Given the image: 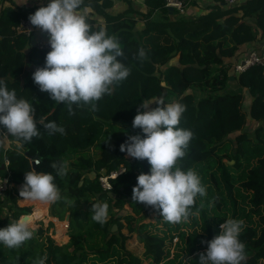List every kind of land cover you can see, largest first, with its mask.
<instances>
[{
	"label": "trees",
	"instance_id": "trees-1",
	"mask_svg": "<svg viewBox=\"0 0 264 264\" xmlns=\"http://www.w3.org/2000/svg\"><path fill=\"white\" fill-rule=\"evenodd\" d=\"M114 1L84 0V5L93 9L88 20L93 30L104 26L119 38L121 59L130 75L95 101V108L73 105L71 112L32 80L50 49L32 46L31 36L17 30L41 6L11 4L1 13L0 79L32 104L40 134L21 143L9 135L16 147L0 145V176L7 174L6 160L13 185L0 202V228L33 217L31 208L18 206L25 173L31 169L51 172L59 188L62 198L51 204L50 222L59 228V221L68 215L70 219L67 244L57 245L47 230L39 228L18 248L0 243V264H34L45 254L46 264H198L207 248L202 241L218 235L229 218L243 221L239 237L247 254L243 264H264V153L251 152L247 133L255 126L258 135L264 123V67L233 71L236 56L244 60L250 55L240 52L242 47L264 44V0H239L232 6L214 0L206 14L193 18L171 14L165 0H144V10L124 0L128 9L112 15ZM140 49L146 53L143 59L138 57ZM161 80L167 88L160 86ZM246 95L249 112L244 109ZM153 96L186 105L179 126L190 129L193 137L178 164L196 171L206 188V195L197 196L193 205L199 215L175 225L162 221L159 210L132 199L137 176L148 173L150 165L120 151L128 135L140 133L132 127L133 118L140 103ZM50 121L64 132L45 129ZM4 131L0 126V140ZM34 158L39 159L38 166L33 165ZM62 160L68 161L69 170L60 177L51 165ZM121 168L125 172L111 180L112 190L105 191L100 177ZM97 200L109 204L104 224L91 218V204ZM127 206L131 211L123 214ZM5 209L10 214L5 215ZM152 215L157 216L156 223L133 224L136 216ZM133 238L142 244L143 257L128 250L126 244Z\"/></svg>",
	"mask_w": 264,
	"mask_h": 264
},
{
	"label": "clouds",
	"instance_id": "clouds-1",
	"mask_svg": "<svg viewBox=\"0 0 264 264\" xmlns=\"http://www.w3.org/2000/svg\"><path fill=\"white\" fill-rule=\"evenodd\" d=\"M93 14L84 0H49L39 7L28 19L49 35L50 51L45 56L43 67L32 73V80L40 91L47 92L50 99L66 103L69 111L73 105H91L105 94H110L112 85L125 80L130 69L121 59L124 56L119 38L110 35L104 26L93 30L89 17ZM143 49L138 57L143 59ZM160 86L167 88L166 81ZM155 105V107H152ZM186 105L181 102H165L163 96L143 100L133 118L132 127L140 129L136 135H128L120 145V151L128 156L147 160L148 173L137 176L132 189V199L159 210L165 222L180 223L190 216L197 196L204 197L206 188L201 177L193 169H183L178 160L185 156L193 137L190 129L180 127ZM0 126L4 138L0 145L7 147L9 135L17 143L31 141L40 134L34 120L33 106L15 89H9L0 79ZM52 133H63V127L54 121L43 125ZM56 176L67 175L68 161H57L51 165ZM51 172L31 169L25 173L20 197L29 201L53 203L61 194ZM66 202L67 197L63 198ZM92 220L104 224L108 218L109 204L97 200L91 204ZM31 217H21L0 228V243L8 248H18L33 237ZM243 221L229 218L220 225L221 231L209 241L206 252L199 256L198 264H243L246 261L245 245L239 239ZM47 255L38 257L34 264H46Z\"/></svg>",
	"mask_w": 264,
	"mask_h": 264
},
{
	"label": "rangeland",
	"instance_id": "rangeland-1",
	"mask_svg": "<svg viewBox=\"0 0 264 264\" xmlns=\"http://www.w3.org/2000/svg\"><path fill=\"white\" fill-rule=\"evenodd\" d=\"M113 8L114 7H112L109 11H111ZM195 93L197 94L198 97L201 96L199 91H196ZM249 101H250V96L246 95L244 109L247 112H249V109H250V107H248L249 105H247ZM152 107H155V106L152 105ZM259 128H260V130H259L260 132L258 133V135L256 133V130L258 128L255 129V126L250 127L248 129V132H247L248 133V138L250 139L248 147H249V149H251V152H253V153H264V123H261L259 125ZM2 137L4 138V136H2ZM9 147L10 148L16 147V144H14L10 140V137L7 140V149ZM92 177H93V175H92ZM19 201H18V206L19 207H21V208H26V207L31 208V213H32L33 217L31 218L32 219V225L30 227L32 228V230H38L39 228H43L44 230H47L48 231L47 232L48 235H50L55 240L56 244L59 245V246L65 245V244H67L69 242L68 235H66L67 234L66 233V229H65V233H66L65 236L68 238L67 241L64 242L62 239H60V240L55 239V237L58 234V232H57L58 229L61 228L64 224H66L64 222H67V221L66 220L65 221H59L62 224V226L59 227V228L56 227L53 222H50L51 220H54V218H52V214H51V204L52 203H47L48 207L45 210V214H44L45 216L43 217V219H38L36 214H35V212H34V208L35 207L33 205L25 204V202H22L23 200H19ZM130 211H131V208L129 206H127L125 208V212L123 214H125L126 212H130ZM4 213H5V215L10 214V212L8 213V211L6 209H5ZM156 217H157L156 215H152V216H150V217L145 219L143 216H136V219L133 222V224H136V223L141 222V221H142V223H156ZM33 220L37 221L35 223V225L33 223ZM162 221H164V220H162ZM174 225H175V223H174ZM65 228H66V226H65ZM159 228L165 229L163 224H160ZM173 235L175 237H177V233L176 232H173ZM177 241H178L177 238H175L174 241H173L172 257H173V254H174V246L177 243ZM126 245H127L128 250L133 251L134 253H136L140 257H143V256H141L142 253H143V250H144L143 246H142L141 243H139V241L136 238H133L132 240H129Z\"/></svg>",
	"mask_w": 264,
	"mask_h": 264
},
{
	"label": "built area",
	"instance_id": "built-area-1",
	"mask_svg": "<svg viewBox=\"0 0 264 264\" xmlns=\"http://www.w3.org/2000/svg\"><path fill=\"white\" fill-rule=\"evenodd\" d=\"M223 1L226 3V5L232 6L237 4L239 0H223ZM165 5L167 8H173L174 12L177 13L178 17L187 15L188 5L185 0H165ZM9 6H10L9 1L0 0V16L2 11ZM17 30L19 32H24L30 35V32L33 29L29 19L22 20ZM38 47L40 49H50L48 42L41 43L38 45ZM253 66L264 67V50L251 52L247 58H245L244 60L233 66V71L236 73H243ZM3 136H4V132H3ZM8 149H10V147ZM32 162L34 166H38L40 163L39 159L37 158H34ZM8 165L9 162L5 160L3 167L6 169L7 174L6 176H0V202L5 201L8 190H10L13 186L10 182L11 173L8 171L7 168ZM124 172L125 169L121 168L118 172H113L108 176L102 175L99 180L103 189L105 191L112 190L111 180L117 178L119 175L123 174ZM64 223H66L64 225L66 226V232H67L69 228V222H64Z\"/></svg>",
	"mask_w": 264,
	"mask_h": 264
},
{
	"label": "crops",
	"instance_id": "crops-1",
	"mask_svg": "<svg viewBox=\"0 0 264 264\" xmlns=\"http://www.w3.org/2000/svg\"><path fill=\"white\" fill-rule=\"evenodd\" d=\"M130 1H132L134 6L136 8H139L140 10H144L146 7L144 0H130ZM189 1L191 4L188 5L187 16L190 18L206 14L208 12L209 7H212L216 4L214 0H189ZM48 2L49 0H9V4L10 5L13 4L17 8H32L36 6H46ZM113 7L114 8L110 11V13L112 15H117L123 12L124 10L128 9V4L124 0H116L114 1ZM97 19L101 23H104L101 17L98 16ZM31 26L33 29L30 32L32 46L38 47L39 44L49 41L48 33L42 31L39 27H36L33 25ZM262 50H264V44L261 42H258L256 44L247 45L245 47H242L240 49V52L242 53L250 52L251 53L253 51H262ZM241 61L242 60H240V56L238 55L233 60V64L236 65ZM21 200H24V199H21Z\"/></svg>",
	"mask_w": 264,
	"mask_h": 264
},
{
	"label": "bare ground",
	"instance_id": "bare-ground-1",
	"mask_svg": "<svg viewBox=\"0 0 264 264\" xmlns=\"http://www.w3.org/2000/svg\"><path fill=\"white\" fill-rule=\"evenodd\" d=\"M6 151H7V149H6ZM23 202H25V204L33 205L35 207L34 208V212H35L37 218L38 219H43V217L45 216L44 215L45 214V210L48 207L47 203H43V202H39V201H29V200H25V199L23 200ZM65 229H66L65 226L59 228L58 231H57L58 234L55 237V239H58V240L62 239L64 242L67 241L68 238L65 236V234H66L65 233Z\"/></svg>",
	"mask_w": 264,
	"mask_h": 264
},
{
	"label": "water",
	"instance_id": "water-1",
	"mask_svg": "<svg viewBox=\"0 0 264 264\" xmlns=\"http://www.w3.org/2000/svg\"><path fill=\"white\" fill-rule=\"evenodd\" d=\"M168 9H169L171 14L174 13V9L173 8H168ZM232 79H234V77H232ZM231 163H233V162H231ZM69 219H70V216L68 215L67 218H66V221L69 222ZM116 229H117V227L114 226L113 231H116Z\"/></svg>",
	"mask_w": 264,
	"mask_h": 264
}]
</instances>
